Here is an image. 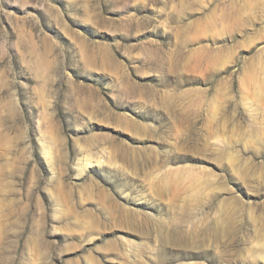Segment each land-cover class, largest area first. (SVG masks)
Here are the masks:
<instances>
[{
	"label": "rangeland",
	"instance_id": "obj_1",
	"mask_svg": "<svg viewBox=\"0 0 264 264\" xmlns=\"http://www.w3.org/2000/svg\"><path fill=\"white\" fill-rule=\"evenodd\" d=\"M0 264H264V0H0Z\"/></svg>",
	"mask_w": 264,
	"mask_h": 264
}]
</instances>
